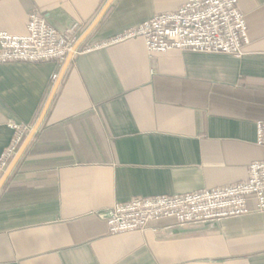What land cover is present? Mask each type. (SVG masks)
Masks as SVG:
<instances>
[{
  "label": "crops",
  "instance_id": "obj_1",
  "mask_svg": "<svg viewBox=\"0 0 264 264\" xmlns=\"http://www.w3.org/2000/svg\"><path fill=\"white\" fill-rule=\"evenodd\" d=\"M107 1L0 0V31L25 34L36 10L58 28L81 23L77 43ZM184 2L113 0L77 48ZM238 6L250 36L240 58L150 53L140 37L72 57L1 188L0 264H264V211L120 233L97 216L134 196L236 183L264 159V0ZM63 63L0 64V157L16 136L10 123L36 124Z\"/></svg>",
  "mask_w": 264,
  "mask_h": 264
},
{
  "label": "built area",
  "instance_id": "obj_2",
  "mask_svg": "<svg viewBox=\"0 0 264 264\" xmlns=\"http://www.w3.org/2000/svg\"><path fill=\"white\" fill-rule=\"evenodd\" d=\"M25 34L0 31V64L14 62L41 63L53 61L61 65L76 43L81 23L72 20L64 28L53 26L47 17L31 11ZM140 37L148 52L172 49L183 52L223 53L242 57L250 41L245 15L238 0H185L171 12L159 13L128 27L113 37L87 44L73 51V57L85 52ZM58 74L53 76L56 80ZM257 144L264 148V119L257 121ZM16 131L13 142L0 157V169L11 163L31 126L10 123ZM246 179L229 185L193 190L175 195L134 196L97 212L111 233L144 231L164 218H173L177 225H212L224 218L264 211V159L250 163ZM255 200L250 209L249 200Z\"/></svg>",
  "mask_w": 264,
  "mask_h": 264
},
{
  "label": "water",
  "instance_id": "obj_3",
  "mask_svg": "<svg viewBox=\"0 0 264 264\" xmlns=\"http://www.w3.org/2000/svg\"><path fill=\"white\" fill-rule=\"evenodd\" d=\"M113 0H108L105 5L101 8V11L98 13V16L95 18V20L92 22L91 26L88 28V30H86V32L84 33V35L79 39V41L75 44L73 51L77 49V47H79L83 42L84 39L86 38V36L97 26L98 21L104 16V14L106 13L108 7L112 4ZM73 51H70V53L67 55L68 57L66 58V60L63 63V66L61 68V73L59 74L56 82H55V86L52 89L50 95L47 98V101L43 107L42 112L40 113V117L38 119V121L36 122V124L30 129L29 134L25 137V139L23 140V142L21 143L20 148L17 150V152L15 153V156L13 157L11 163L9 164V166L5 169V171L2 173V177L0 179V192H1V188L4 185V183L7 181V179L9 178L10 174L12 173V171L14 170L16 164L18 163L20 157L23 155V153L25 152V150L27 149V147L29 146V142L32 140V138L34 137V135L37 133V129L40 127L43 118L45 117V113L48 110L51 102L53 101V97L57 91L58 88V84L60 83L64 73L66 72V68L69 65L72 57H73Z\"/></svg>",
  "mask_w": 264,
  "mask_h": 264
}]
</instances>
